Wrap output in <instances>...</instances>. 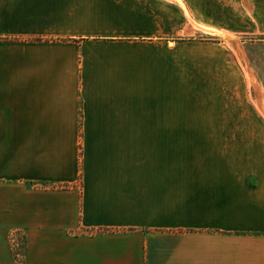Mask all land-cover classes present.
<instances>
[{"label":"crops","instance_id":"obj_1","mask_svg":"<svg viewBox=\"0 0 264 264\" xmlns=\"http://www.w3.org/2000/svg\"><path fill=\"white\" fill-rule=\"evenodd\" d=\"M193 21L264 35V0H0V180L32 195L0 215L58 239L28 264H264V134L181 132L251 124L188 105Z\"/></svg>","mask_w":264,"mask_h":264},{"label":"rangeland","instance_id":"obj_2","mask_svg":"<svg viewBox=\"0 0 264 264\" xmlns=\"http://www.w3.org/2000/svg\"><path fill=\"white\" fill-rule=\"evenodd\" d=\"M188 23L190 19L187 18ZM182 39L198 41V84L192 87L206 101H191L190 107L206 109L211 117L251 119L246 125L185 126L183 133H252L264 134V35H207L202 25L193 21L186 26ZM212 57L211 60L205 58ZM0 199L13 203L15 199L32 196L28 186L2 178ZM13 209V205L6 206ZM25 219L0 215V248L5 264H28L29 248L53 244L57 238H47L45 231L30 230Z\"/></svg>","mask_w":264,"mask_h":264}]
</instances>
